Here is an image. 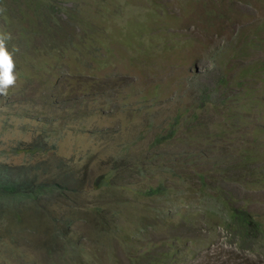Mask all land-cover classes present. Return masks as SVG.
<instances>
[{
	"label": "rangeland",
	"instance_id": "obj_1",
	"mask_svg": "<svg viewBox=\"0 0 264 264\" xmlns=\"http://www.w3.org/2000/svg\"><path fill=\"white\" fill-rule=\"evenodd\" d=\"M0 34V264H264L208 196L264 231V0H0Z\"/></svg>",
	"mask_w": 264,
	"mask_h": 264
},
{
	"label": "trees",
	"instance_id": "obj_2",
	"mask_svg": "<svg viewBox=\"0 0 264 264\" xmlns=\"http://www.w3.org/2000/svg\"><path fill=\"white\" fill-rule=\"evenodd\" d=\"M172 130L169 131V133H165V135L163 134V136H168L170 135ZM251 139L255 138L257 135L256 133H251ZM161 140V136H159V134H157V136L154 137V141H159ZM242 157V156H241ZM245 157V158H244ZM243 158L238 160V165L240 164V166H244L246 164V161H248V159L250 160V158H253L252 155L250 154H246ZM21 165V164H20ZM20 165H15L14 167H18V168H22V166ZM235 167V166H234ZM13 168V167H12ZM14 169V168H13ZM199 182L201 184H204V180L207 177L205 175L204 171H198L196 173ZM14 177H12V179L10 180L8 177H5L4 174H0V191L2 192H6L4 194H7L8 192H13L14 190H16V194H23L20 191H24L23 189V185L22 181L20 180L21 177L17 175H13ZM104 179V177H103ZM54 181V180H53ZM56 183H52L49 186H47V189H54V188H62V184L61 182L59 183L57 180L54 181ZM47 184L49 183H38L36 184V186H38L37 189H39L40 187H45ZM25 186H28L25 184ZM24 186V187H25ZM161 184H158L154 187H151L148 191H153V190H159L160 189ZM214 190V188H213ZM2 192H0V195H2ZM208 196L211 198V203L213 204L215 202V206L217 207V205H221L224 208L223 213H221L220 211H218L217 209H215V213L219 212L218 215H216L211 208L208 209L209 213H214L215 214V218H211L212 220L215 221V223H217L218 221H220L223 225V227L229 230L228 233H230V235L232 236H236L237 238H239V245L240 248L243 247H249V245L253 242V240L257 237L258 234H264L263 231V227H262V222H260L258 219H256L255 214L253 212H251L250 210H247L241 206H234L232 204L229 203V201H227L226 199H222L220 201V198L216 197L215 193L213 194H208ZM16 215V213H15ZM213 221V222H214ZM47 241V240H46ZM168 251V250H167ZM165 252L166 255L168 254V252ZM144 252H141L137 255H135L136 258L138 257H143L142 260L147 261V263L152 264L154 263V259L153 257H151V255H144ZM168 257V255H167Z\"/></svg>",
	"mask_w": 264,
	"mask_h": 264
},
{
	"label": "clouds",
	"instance_id": "obj_3",
	"mask_svg": "<svg viewBox=\"0 0 264 264\" xmlns=\"http://www.w3.org/2000/svg\"><path fill=\"white\" fill-rule=\"evenodd\" d=\"M11 39L8 34H0V96H7L9 90L16 85L14 53L17 49L9 51L7 41ZM18 150V148H16Z\"/></svg>",
	"mask_w": 264,
	"mask_h": 264
}]
</instances>
